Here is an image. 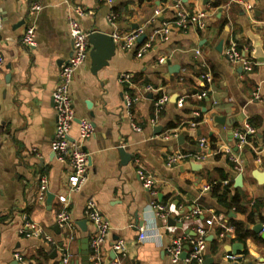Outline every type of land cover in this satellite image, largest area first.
Segmentation results:
<instances>
[{"label": "crops", "instance_id": "1", "mask_svg": "<svg viewBox=\"0 0 264 264\" xmlns=\"http://www.w3.org/2000/svg\"><path fill=\"white\" fill-rule=\"evenodd\" d=\"M177 1L189 11H205V27L181 29L170 24L168 38L153 39L138 57V48L151 33L171 23V5ZM223 2L225 5L215 7L210 0H114L111 4L100 0H0V50L4 57L0 68V264L18 262L15 252L22 254L26 264H60L64 249L72 255L70 264H83L81 239L94 231L84 214L90 198L110 224L102 264L112 259L113 237L126 246L121 264H172L166 254L171 240L182 234L192 237L193 228L212 214L222 215L226 224L230 219L241 222L247 235L238 239L235 230L222 234L220 226L209 227L204 260L209 256L210 264H264V153H256L264 144V63L254 59L250 39V35L259 38L264 51V0ZM33 3L41 8L31 14ZM77 7L83 9L79 17L74 13ZM157 9L160 13L155 15ZM111 12L116 15L114 24L107 20ZM70 15L86 32L111 35L140 28L141 36L145 34L127 50L115 46L107 65L94 72L89 43L87 58L73 75L70 95L76 120L70 135L77 136L80 119L90 120L94 131L84 142L89 154L87 180L72 193L68 191L71 167L58 160L50 148L55 124L52 92L60 66L72 51ZM28 23L35 28L33 49L20 43ZM230 42L257 63L251 71L227 58L225 49ZM206 71L211 74L210 83L202 77ZM122 73L131 74L129 83L119 81ZM202 91L206 96L198 97ZM125 94L133 99L128 110ZM162 94L168 99L156 113L154 103ZM193 120L196 126L191 127ZM246 123L255 128V134L240 149L233 132ZM200 138L207 140L210 149L228 147L239 164L223 152L193 162L201 165L199 169L192 168V162L167 164L172 152L201 151ZM119 148L131 158L123 160ZM135 159L157 178L155 196L143 187ZM255 171L262 174L261 181ZM239 174L241 185L235 186ZM41 176L48 179V192L55 196L50 209L46 198L40 201L37 197ZM206 185L209 190L204 189ZM224 186L228 191L221 200ZM61 197H69L76 233L73 240H68L56 223ZM233 197L238 208L231 205ZM153 202L163 204L175 224L156 217ZM195 206L202 210L199 218L185 219ZM82 220L86 232L78 226ZM26 221L41 225L55 244L42 237L24 236L20 229ZM137 222H142V227ZM258 224L263 227L260 233L254 231ZM55 225L59 232L53 230ZM141 228L145 230L143 239L139 238ZM235 243L242 246L233 253ZM185 246L187 253L188 239L184 250ZM89 264H94L90 250ZM177 264L198 263L182 260Z\"/></svg>", "mask_w": 264, "mask_h": 264}, {"label": "built area", "instance_id": "2", "mask_svg": "<svg viewBox=\"0 0 264 264\" xmlns=\"http://www.w3.org/2000/svg\"><path fill=\"white\" fill-rule=\"evenodd\" d=\"M108 4H111L114 0H100ZM212 5L219 7L220 5H225L223 0H210ZM41 8V5L38 3H33L30 7V13L34 14ZM171 8L174 11V18L171 23H164L159 29L154 30L148 39L138 48L137 56H142L147 49L150 47L153 39L160 41L166 40L170 32V24L177 28H186L188 26H196L199 29L205 27V18L206 12L202 10L189 11L187 10L182 3L175 2L171 5ZM247 8L251 9V5L247 4ZM74 13L77 17L83 15L82 8H75ZM160 10L155 11V15H158ZM116 15L114 12H111L107 16V20L114 24ZM69 25V36L72 41V51L70 57L61 64L58 81L52 92V101L55 111V124H54V134L53 139L50 144L51 151L55 154L58 160L67 161L71 167V177L68 191L69 193L79 191L85 184L88 177L89 169V154L84 149V142L93 134L94 127L90 120L80 119L78 121V130L77 136L72 137L70 135V130L72 124L75 122L76 117L72 107V100L70 95V84L73 79L75 71L85 62L88 51H89V40L88 34L81 29L79 21L76 17L72 15L68 18ZM2 28V16L0 8V30ZM143 33L142 29H136L129 32H115L111 34L112 41L115 46L120 50H127L133 47L138 41L139 37ZM20 43L22 46L33 49L36 46L35 40V28L32 24L28 23L20 37ZM196 53H200L199 50H196ZM225 55L227 58L236 64H239L245 71L249 72L253 69L257 63L246 56H244L241 51L238 49V46L234 42L230 44L225 49ZM163 58L159 59V62H163ZM4 57L0 50V68L3 65ZM206 83H210L212 78L211 74L206 71L202 75ZM131 80L130 73H122L119 76V81L121 83H129ZM150 89V88H149ZM254 98L258 99L259 94L255 92ZM206 92L202 91L198 94V97H205ZM124 105L128 110L132 104L133 99L130 95H124ZM168 97L164 94L156 98L154 103L155 112L159 113L162 110L163 105L167 101ZM179 101H182L180 99ZM196 115H198L196 113ZM189 125L191 127L196 126V121H190ZM134 129L139 131L140 128L134 126ZM255 128L250 124H244V126L233 132V137L236 140V146L238 148H243L249 144V139L251 136H254ZM199 147L202 149L199 152L195 151H176L172 152L167 156V164H175L178 162H202L208 157L217 155L221 152L229 154V158L234 161L236 164H239V160L234 157L228 147H218L217 149H210L208 147V142L204 138L198 140ZM259 155L264 153V144L263 146L256 151ZM135 164H137V174L144 188H146L151 195L155 196L156 191L154 187L157 184V178L154 174L149 171H146L140 161L135 159ZM241 170L240 167L237 168ZM205 190L210 189V185L204 186ZM48 193V179L45 176H41L39 179V186L37 197L38 200L44 201L46 194ZM152 208L154 214L158 218H168L171 213L166 209V207L159 203L153 202ZM202 213L200 207L195 206L189 214L185 216L187 220L198 219L199 215ZM84 214L86 220L93 226L94 231L89 236L88 245L91 257L94 261V264L101 263L102 247L105 243L109 231L110 224L107 218L101 213L96 202L90 198L86 201ZM57 225L66 232L67 239L73 240L76 238L75 233V223L71 217L69 211V197L59 198L58 209L55 215ZM214 225L220 226L222 228V234H228L234 231V227L231 224H226L224 222V217L219 214H212L210 217L205 218L203 223L197 225L193 228L194 235L192 237L187 235H179L174 237L171 242L166 247V254L172 264H177L180 261H185L187 263H198L202 264L204 260V252L207 243V232L208 228ZM142 227V225L140 226ZM20 232L26 237H42L50 244H55V240L48 234L44 232V229L41 225L26 221L23 227L20 229ZM145 237V230L141 228L139 238L143 239ZM189 241V250L186 253L185 258H182L184 252V242ZM112 251L114 253V258H112L107 264H121L120 261L123 257L126 256V246L123 240H115L112 244ZM13 257L18 263L26 264L23 260L22 254L15 252ZM231 260L235 259L234 255H227ZM72 255L64 249L61 256L60 264H70Z\"/></svg>", "mask_w": 264, "mask_h": 264}, {"label": "water", "instance_id": "3", "mask_svg": "<svg viewBox=\"0 0 264 264\" xmlns=\"http://www.w3.org/2000/svg\"><path fill=\"white\" fill-rule=\"evenodd\" d=\"M143 38H145V34H143L140 38L139 41H141ZM250 39L252 40L253 43V47H254V52H253V57L256 60V62L258 63H264V51L262 49V41L257 38L256 36H252L250 35ZM88 40L89 43L91 45V49L89 52L91 61H92V66H93V72L101 69L103 66L107 65L108 60L110 59V57L114 54L115 51V44L112 41L111 35L104 33V32H100V31H94V32H89L88 34ZM222 42L219 43V46L217 47L218 49L220 48ZM217 119V117H216ZM217 120H220L219 122L224 124L225 123V119L224 121H222V118H218ZM119 152H121L122 154V159L123 160H127L131 158L130 154H126L123 149L119 148ZM125 156H124V155ZM192 168H201V165L199 164H195L192 162L191 164ZM255 177L258 180H262V174L255 171L254 173ZM241 181H242V174H239L236 178H235V186H240L241 185ZM54 194L48 192L46 194V207L48 209L51 208L53 200H54ZM169 224H175V221L171 218L167 219ZM142 222H137V225H142ZM78 226L81 228V230L83 232H86V224L85 221L82 220L80 222H78ZM177 226L181 227L182 224L178 223ZM263 227L261 226V224H258L255 226L254 231L256 232H262ZM53 230H55L56 232H59V227L57 225H55L53 227ZM262 238L264 239V232H262L261 234ZM88 236H83V238L81 239V261L83 264H89V245H88ZM113 240H116V237H113ZM113 244V243H112ZM242 246V244L240 243H235L232 245V252L236 253L237 249H240ZM188 249V246H185V250L182 254V258L184 259L186 256V250ZM55 254V252H53ZM111 258H114V253L113 251H111ZM264 260H262L263 262ZM15 264H19L18 262H15ZM203 264H210V257H206L205 260L203 261Z\"/></svg>", "mask_w": 264, "mask_h": 264}, {"label": "trees", "instance_id": "4", "mask_svg": "<svg viewBox=\"0 0 264 264\" xmlns=\"http://www.w3.org/2000/svg\"><path fill=\"white\" fill-rule=\"evenodd\" d=\"M225 188L222 190L221 195L219 196V199L221 198H225V195L227 194L228 188L226 186H224ZM214 191H218L217 189L218 186H214L213 187ZM222 200V199H221ZM231 205L235 206L236 208V201H235V197H233L232 201H231ZM230 224L234 227L235 233L237 234V238L238 239H244L247 235L246 231L243 229V224L235 219H230Z\"/></svg>", "mask_w": 264, "mask_h": 264}]
</instances>
